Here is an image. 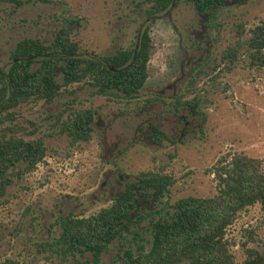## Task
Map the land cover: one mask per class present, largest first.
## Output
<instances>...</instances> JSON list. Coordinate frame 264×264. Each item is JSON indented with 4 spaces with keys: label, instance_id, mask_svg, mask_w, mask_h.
Listing matches in <instances>:
<instances>
[{
    "label": "rangeland",
    "instance_id": "obj_1",
    "mask_svg": "<svg viewBox=\"0 0 264 264\" xmlns=\"http://www.w3.org/2000/svg\"><path fill=\"white\" fill-rule=\"evenodd\" d=\"M148 5L143 0L0 3V66L9 67L19 40L50 43L62 28L84 56L135 47L149 21ZM261 20L264 0H228L212 22L179 0L151 24L149 76L132 98L94 94L92 86L75 83L53 102L16 107L15 123L25 128L17 135L43 138L47 151L33 171L23 173L18 164L10 173L13 183L0 199V261L10 257L21 264H79L49 259L36 244L58 235L59 227L54 226L58 215L96 213L141 171H162L175 182L160 198L140 195L132 219L182 197L215 194L216 181L209 169L227 152L242 151L264 161V66L251 67L246 55L232 70L221 62L223 50L237 39V24L248 30ZM56 77L63 81L59 70ZM180 96L182 101L196 98L197 104L176 108ZM67 105L95 109L90 140L72 143L60 132L55 116ZM153 124L167 135L162 144L149 138ZM152 227L148 217L124 233L131 239L137 228L149 249ZM248 234L254 237L248 247L264 255L260 204L241 211L227 228L238 263L246 257L243 244ZM123 248L121 239L114 240L100 264H107ZM91 259V253L80 256L82 262Z\"/></svg>",
    "mask_w": 264,
    "mask_h": 264
},
{
    "label": "trees",
    "instance_id": "obj_2",
    "mask_svg": "<svg viewBox=\"0 0 264 264\" xmlns=\"http://www.w3.org/2000/svg\"><path fill=\"white\" fill-rule=\"evenodd\" d=\"M24 1L0 0V3L19 6ZM32 1L50 3L53 0ZM143 1L149 4L145 9L149 21L136 46L130 49H120L109 55L84 56L79 52L78 43L68 36L67 28H62L50 43L31 38L16 43L9 67L0 66V199L13 183L11 171L18 164L23 165V173L33 171L47 151L43 138L25 139L17 135L25 128L15 123L16 107L31 101L53 102L75 83L92 86L94 94L126 98H132L144 86L149 76L151 24L179 0ZM185 1L212 22L228 0ZM236 36L237 39L222 52L221 62L225 68L232 70L243 55L249 58L251 67L264 66V20L248 30L243 23H238ZM58 70L63 75L62 82L57 80ZM179 104L195 106L197 99L182 101L180 96L176 108ZM95 113L92 107L75 109L67 105L55 117L60 132L76 143L90 140ZM205 120L204 116L203 122ZM151 129L149 138L162 144L166 133L154 124ZM209 172L216 181L215 194L182 197L169 206L146 211L132 219L140 195L160 198L170 192L175 182L171 174L162 171H141L126 182L112 203L96 213L58 215L54 223L59 227L58 235L37 242V251L48 253L49 259L60 262L73 259L79 264H100L102 253L119 238L124 248L107 264H264V255L248 247V242L254 240L250 234L243 244L246 257L241 263L235 260L226 237L227 228L241 211L254 204H260L264 211L263 159L242 151L227 152L217 159ZM148 217L153 221L149 249L146 248L148 240L137 228L131 239L124 233L129 226H136ZM87 253L92 255L91 261L82 262L80 256ZM0 264L21 262L7 257Z\"/></svg>",
    "mask_w": 264,
    "mask_h": 264
}]
</instances>
